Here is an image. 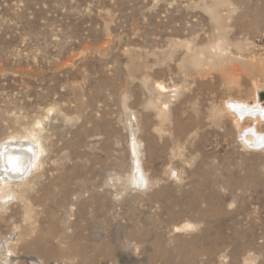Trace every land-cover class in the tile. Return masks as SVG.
Masks as SVG:
<instances>
[{
	"label": "rangeland",
	"instance_id": "obj_1",
	"mask_svg": "<svg viewBox=\"0 0 264 264\" xmlns=\"http://www.w3.org/2000/svg\"><path fill=\"white\" fill-rule=\"evenodd\" d=\"M241 103L264 107V0H0V143L43 147L0 184V264H264Z\"/></svg>",
	"mask_w": 264,
	"mask_h": 264
},
{
	"label": "bare ground",
	"instance_id": "obj_2",
	"mask_svg": "<svg viewBox=\"0 0 264 264\" xmlns=\"http://www.w3.org/2000/svg\"><path fill=\"white\" fill-rule=\"evenodd\" d=\"M241 104H234L235 106L234 105L231 106L232 107L231 110H233L234 108V110L236 111V113H238L240 118L248 115L253 118L256 117V119L257 118L264 119V107L259 106L258 104H255L253 106L251 105L245 106ZM262 139L263 140H261V136H260V139L258 140L264 141V137ZM250 143L252 145L253 142ZM248 145L249 144H247L246 146ZM262 147L258 146L257 149ZM134 148L135 147H133V149ZM42 152H43V147L40 144L39 140L37 138H33L32 136H26L23 138L10 137L5 139V141H2L0 143V182H1L0 184L4 183L8 185L9 181L26 180L29 174H31L30 173L31 170L35 166L37 167V164L40 159L39 158L37 160V157L39 154H42ZM131 179L133 185H136L141 189H143V187L147 184L146 178L143 175L139 161L136 156L132 165ZM9 195L10 194H6V195L2 194L1 195L2 197L0 196V199H4Z\"/></svg>",
	"mask_w": 264,
	"mask_h": 264
}]
</instances>
